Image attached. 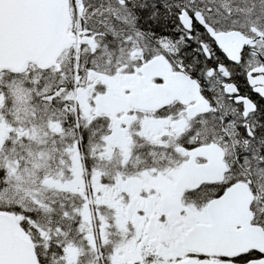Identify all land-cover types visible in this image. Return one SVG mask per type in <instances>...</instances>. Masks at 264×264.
I'll use <instances>...</instances> for the list:
<instances>
[{"label": "snow or ice", "instance_id": "obj_1", "mask_svg": "<svg viewBox=\"0 0 264 264\" xmlns=\"http://www.w3.org/2000/svg\"><path fill=\"white\" fill-rule=\"evenodd\" d=\"M0 264H264V0H0Z\"/></svg>", "mask_w": 264, "mask_h": 264}]
</instances>
